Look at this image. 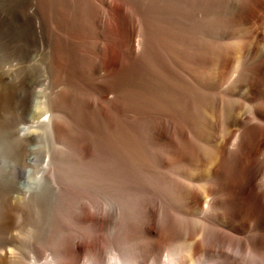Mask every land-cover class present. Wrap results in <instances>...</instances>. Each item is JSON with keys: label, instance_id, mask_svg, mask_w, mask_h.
<instances>
[{"label": "rangeland", "instance_id": "rangeland-1", "mask_svg": "<svg viewBox=\"0 0 264 264\" xmlns=\"http://www.w3.org/2000/svg\"><path fill=\"white\" fill-rule=\"evenodd\" d=\"M123 1L124 0H111L110 5L106 6L103 3V0H26L27 3L25 2V0H0V65H1L0 67L1 68L7 67V66H9V64L11 62H13V65H15L16 69H18L17 72L15 73L16 77H20L25 73H30L33 76H42L43 75L42 77H45L46 83H47L45 86L46 97L43 99L42 105H39L36 103L29 104L28 98H27L25 101L26 116L29 118V120L36 121L37 120L36 117L38 118V115L41 113V111L43 109H45L43 111H47L46 115H51L52 113H54L56 115V120L60 124V128H61V135H60L61 137L59 136V140L55 145V155H56V160L58 162L57 163V165H58L57 183L59 184L60 190L62 188L63 192L60 191L58 198L54 201L51 208L49 205L46 207L45 204L44 205L40 204L41 206L40 205L38 206V205H32L30 203H24V202H20V201L15 202L13 199H11V197L7 198L6 193H3L0 191V244H1V241L3 240V238H5L7 236H15V237H19V239H21V240H25L24 241L25 245H23V246L15 244L14 246H8L7 248L11 249L13 251L17 250L16 252L22 251V253L23 252L25 253L24 255H26V257L29 253L30 254L33 253L34 256L36 257L38 263L45 261L49 257V254H50L51 255L50 257L53 258L54 262H57V264H58V262L61 263V262H65L66 260H68V261H66V263L70 262L69 264H71L73 261L72 256H71V254L73 252L72 251L73 241L79 240V238H81L79 241L82 242L83 244H85L88 241L87 242L88 246L91 244L90 243L91 241H92V243L94 241L95 244H97V245L98 244L102 245V247H100L98 245V247L101 249V251H103V249L105 247H107V245H108V248L104 249V251H105L104 254L102 255V252L100 254L101 255L100 257L103 256L102 258H100V261H101V259H102V261H104L106 255H107V252H109V250H106V249H109V247L111 249V246L113 247L114 245L115 246L117 245V247L120 246V244H121L120 239L121 238L117 232L123 227V226H121V228L118 229L120 227V225H122V219L121 218H123V215H121V214L117 215V213H115V212L113 213V221H114V224L116 223L115 224L116 226L119 225V226H117L118 228L114 224H109L112 227H110L109 225L108 226L105 225V227H104V225L99 224L96 221L92 220L96 216H101L103 213L106 214L105 210L107 207L105 205V197L108 196L109 199H111L114 203H118L121 206L124 202V205L122 207L127 208L128 206L131 205V207H129V208H135V207H137L136 204L139 205V203L143 199L147 198L148 195H149L148 196L149 199L147 198V200L152 201V199L154 200L153 194H163V193L167 192V190L169 189L168 188L169 184L167 182V178L166 177L163 178V175H165V176L172 175L171 170H172V168L174 170L175 166L160 169L161 167L158 168V163L156 161L157 160L159 161V158L162 159L161 154L164 153L163 151L165 149H166L165 152H167L168 154L171 153V151L168 152L167 148H166V147H168L169 148L168 150H170L171 146L165 140H163V141L160 140V141H157V143L156 142L153 143V141H151L149 136L147 137L148 129L153 124L149 120V118L158 117V116H161V118H164V119L166 118V120H168V118H169V120H170V118H173V120H171V121L174 123L175 127L178 128V130L179 129H186L188 131L187 135H190L188 137L189 143H191L192 145L195 144L194 146H196L197 148H200L203 152L206 151V149L210 150V152L212 151L210 149L211 146L206 141L205 142L203 141L202 136L204 137V139L209 138V137L202 135V134H204L203 133V127H204L203 123L204 122L202 120V122H203L202 123L200 119L202 118V114H203L201 112L204 111L203 110L204 104H203L202 100L203 99L205 101L208 100L210 97L213 96V94H212V92L203 91L200 88H199L200 90H198V87H196L194 85H190V88H188V86H189L188 84H190V83H189V81H187L188 77L186 78V76H185L186 74L183 72V70H189L192 66L190 65L191 64L190 62L188 63L187 59L184 60L185 56L181 54L182 57H184V58H182L181 55H179L180 57L175 55L176 56L175 59L178 57L176 59L178 61L176 62V60H175V62H169L165 58V56H163V57L160 56L161 54H163V52L155 47V49H153L151 51V53L149 52L150 54H148V57L145 54L143 56L144 58L141 57V60L140 61L138 60L143 65L141 63L138 64L139 63L138 61H137V63H136V61L135 62H131V61L126 62L125 61L126 63L124 62L123 55H122L121 48H120L121 42L123 40L122 39L123 35L121 34L122 21L120 19V7H121V5L123 6V3H124ZM156 1L157 2L159 1L158 2V4H159V3H161L162 0L161 1L156 0ZM188 1H189L188 4H190V2H191V4L193 3L190 0H188ZM248 1L250 2L251 0H234L235 3L233 2V0H228V1L227 0H221V1L220 0H207V3L206 2L203 3L204 0H201V2L198 0L197 1L198 4L193 3V8H196L195 6L198 5V10H200V11L202 10V12L199 15L197 13L198 10L196 9V14L194 15L196 18L193 15H190L192 12L194 13L195 10L192 7H190L191 4H190V6L187 4L185 6V11L188 13V15L185 12L184 13L185 14L184 19L187 18L189 22L187 23V21H186L185 22V24L187 23L186 25L177 22V24H179V25H176V27L174 26L175 31H178L177 34L174 31V34H175V35L173 34L174 36H172V34H170L168 38L164 37V39H166L167 42L171 46L175 43L176 40L179 39L183 43V45L187 46V48L191 47V48H189V50H192L193 49L192 46L195 47V44H197L196 41L200 40L201 41V43L199 41L200 46L202 47L203 53L204 54L206 53L205 54L206 56H208L209 58H211V57L214 58L213 56L215 55V59L218 57L216 60L221 59L223 61L226 58L225 56H227L226 55V53H227L228 57H229V55L232 56V57H230V58H232L231 62L234 63V64L232 63L233 64L232 69L233 68L235 69L236 66H239V67H236L235 71H232V69H231L232 74H234L237 71V69H238V71L234 74V77H233L232 81L229 83V85H227L230 87V85H233L234 82H237V83H234V86H233L235 88V89H233L234 96H232V98L223 97L222 103L217 108L218 125H217L216 130L217 131L219 130V132H221V133H219V132L217 133V131H216L217 137H222L225 134H227L228 129L230 131L232 129L234 131L237 130L238 119L244 118L245 116H246V118H250V103L248 104L247 103L248 101L245 100L243 91H245V89L248 87V85L250 86V81H248V79L250 77H252L250 79L252 81L254 78V80L252 81V82H254L256 79V76H258V74L253 71V68H251L252 67V63H251L252 61H250V63H251L250 64L249 63L250 56H248L250 54L247 51L250 52V50L253 48L252 45H255L257 43V44H259V47L257 45V48H256V45H255L254 46L255 48L253 49V51L255 50L254 51L255 53L257 51L258 52L260 51V53H256V57L254 56V58H259L261 55L264 54V45H262L264 43V39H263L264 34H262L263 36L260 34V33L264 32V29L262 28V27H264V22H258L256 19L254 20V16H253V15H258L259 18H264V15H263L264 12H261V11H263V9L260 7L261 6L260 3L256 4V2H259V1L254 2V0H253V2L251 4ZM260 1H264V0H260ZM137 2L141 3V5L143 4V2H141L140 0L136 1L135 4H137ZM243 2H244V4H243ZM162 3L159 5L163 6ZM238 3H239V5H238ZM240 3H242V5ZM248 3L250 4V6ZM158 4H151V3L148 4L146 1L142 6H140V4L139 5L137 4L138 6L137 5L134 6V4H133L129 8H131V10L133 11L136 8H137L136 10H139V9L144 7L143 11H145V9L147 7H149L148 9H146V11H149V12H147L149 14L150 11H153V10H151L152 7L155 9L157 6L159 7ZM200 5H201V8H200ZM202 5H204V6H202ZM208 5L210 6V10L208 9L209 13L207 12V7L209 8ZM216 5H218L217 6L218 8L216 7ZM230 5H231V7H230ZM254 5H256V6L260 5V6L256 7ZM32 6L36 7L37 13L39 12V14L41 16H43V17L45 16L44 18L47 21V32L45 35V38H46L45 39V41H46L45 47H44V45H42L39 42V40L36 41V43L32 44L31 43V37L27 34V32L25 30H23V29H25V21H24L23 16L25 15L26 12L29 11V8ZM154 6H156V7H154ZM187 6H189L190 8ZM226 6H227V9H226ZM232 6H234L235 8ZM236 6H240V7L236 8ZM247 8H248V10H247ZM258 8H259V10H258ZM186 9L189 11H187ZM203 9H206V11ZM228 9H230V10H228ZM191 10H192V12H190ZM226 10H228L229 12L231 11L230 13H232L233 15L232 14L228 15L229 13ZM250 10H251V12L252 11L256 12V14L253 13V15H251V13H250V15H251L250 17H252V19H253V21H255V23L249 22L251 24V27H249L250 26L249 23H247V24L243 23V25H241V22H244V21H242L243 17H244L243 15H245L243 13L244 12L246 13V11H247V13H249ZM20 11H22L23 14ZM146 11L144 13H146ZM155 11H153L149 15L146 13L145 17H146V19L150 20L149 24L151 23L150 24L151 28L155 26L158 29L157 30L156 28H152V29H154V32H157V35H159V36L154 35L155 42H158V44H159V41L163 38L162 29L164 30V26H163L162 21L158 17V11H156L157 14L154 13ZM203 11H205L206 13ZM95 12H97V13H95ZM217 12H218V14H216ZM237 12L239 14V18H236V17H238ZM240 12H242V13H240ZM153 13L155 14V16H153L154 15ZM203 13H205V16ZM259 13L261 14V16ZM100 14L103 17V23L101 24V27H99L98 22L96 20ZM209 14H210V16H209ZM234 14H236L237 16ZM17 15H18V17L14 18ZM227 15L229 17L231 16L232 18L231 17L229 18ZM206 16H208L207 19H206ZM202 17L204 18L203 20H206V21H203ZM209 17H210V19H209ZM226 17L229 18L228 20L236 19L234 21H237V22L233 23V24H235V25H233L232 23H230L227 20ZM233 17H234V19H233ZM155 18H156V20H155ZM220 18H221V20H224V21L222 22L220 20ZM241 18H242V20H241ZM151 19H152V21H151ZM238 19H240V20L238 21ZM252 19H251V21H252ZM20 20H21V22H20ZM94 20H95V22H94ZM35 21L36 20L34 18V22ZM198 22H200V23H198ZM221 22H222V24H221ZM224 22H228L229 24L228 23H225V24L228 25L229 27L225 26ZM216 23L218 25H216ZM19 24H21V25H19ZM152 24H153V26H152ZM199 24L202 25V27ZM253 24H255V25H253ZM261 24L263 26H261ZM181 25L182 26L184 25L185 27L183 26V29H182ZM191 25H192V27L188 28V26H191ZM193 25H195V26H193ZM197 25H199V26H197ZM196 26H197V28H196ZM219 26L222 28H220ZM235 26L241 27V29L237 28ZM243 26L247 29L243 28ZM186 27L188 28V30ZM194 27H195V29H194ZM200 27H201V29H200ZM203 27H204V29H203ZM248 27L250 29H248ZM198 28H199V31H198ZM205 28L208 30L206 31ZM255 28L261 29V30H255ZM159 29L161 30V32ZM220 29H222V31ZM189 30L191 33L188 32ZM237 30L240 32L243 31L244 35H243V33L241 34L240 32H239L240 33L239 34ZM246 30H247V32H246ZM248 30H251V31L248 32ZM24 31L28 36L26 34H24ZM209 31H211V32H209ZM258 31H261V32H258ZM185 32L186 33L188 32V33H187V36L184 37L183 35L186 34ZM215 32H217V33H215ZM219 32H223L224 35L222 36V33H219ZM254 32H256V33L253 35ZM183 33H185V34H183ZM193 33H195V34H193ZM198 33H203V34L199 35ZM213 33H215V34H213ZM218 33H219V37L221 39L224 37L223 40H221L220 38H218L219 39L218 40L217 37H215V36H218ZM249 33L250 34L252 33V35L254 36V39H253V36L250 35ZM196 34H198L199 36ZM247 34H249L250 37L252 36V38H251L252 43H250L251 40H250L249 36H247ZM259 34H260V36H259ZM189 35L191 37L194 35L193 36L194 39L191 38ZM207 35L208 36L211 35L212 37L211 36L208 37ZM241 35H243V36H241ZM245 35L247 38L245 37ZM255 35H256V37L259 36L258 37L259 43L257 42ZM166 36H168V35H166ZM176 36H178L179 38L177 37L178 39L173 41ZM202 36H203V39H205V40L201 39ZM180 37L182 40L180 39ZM186 37H188V38L190 37L191 40L189 39L190 40L189 41L188 38H186ZM198 37H201V38H199V40H198ZM228 37L230 38V40ZM243 37H245V39H243ZM159 38H161V39H159ZM239 38H241V39H239ZM183 39H184V42H183ZM195 39H196V41H195ZM216 39H217V42L215 44H213L216 41ZM225 39H226L227 43L232 42V44H233L231 46L232 50L230 49L231 44H227ZM233 39H234V41L241 40L239 42L240 44H241V42H243L242 40H244V42H247V40H248V42L251 44V46L248 45V42L247 43L243 42L242 45L244 47L247 46L248 48L247 47L242 48L243 46L241 45L242 47L241 46L239 47L240 44H237V42H236L235 44L238 45L237 47H239V48L234 47L235 48L234 49L233 46L235 44L233 42ZM255 40H256V43L254 42ZM26 41L27 42L30 41V43H28V45H27ZM205 41H207V43H205ZM222 41H224V43ZM208 42H210V43H208ZM220 42H222V43H220ZM206 44H207V46H206ZM210 44L212 47L210 46ZM221 44L222 45L224 44V45L222 46ZM226 44L228 45V48L230 47L229 50H227L228 48H227ZM205 46L209 47V49H211V50H209V49L206 50ZM215 46H216V49H214ZM221 46H222V48H221ZM27 47H29V48L27 49ZM260 47L262 48V50L258 49ZM44 48H45V50H44ZM46 48H47L48 52L46 51ZM224 48L225 49L227 48L226 51H224L225 50ZM236 48L238 50L240 48L243 49L242 53H241V51L239 52L238 50H236ZM219 49H220V51H219ZM40 50L42 52H39ZM155 50L157 51V53ZM216 50H217V52H215ZM234 50L236 51V53ZM27 52H29V54H31V52L37 53L38 57L36 58L37 61L36 60L35 61L38 62L39 67L37 66L35 68H31L30 70H27L25 68L24 62H30V61L24 60L25 56L27 57L29 55V54H27ZM158 52H159V54H158ZM219 52H225V53H220V55L222 57H224L223 59L220 56H218ZM237 52L240 54H238ZM245 52H246V54H245ZM261 52H262V54H261ZM151 54H153V55L150 56ZM234 54H236V55H234ZM241 54H244L245 58H248L247 59L248 62L246 61L245 58H243L244 56H242ZM158 55L163 58V61L160 60L162 58H160ZM246 55H247V57H246ZM153 56L154 57L156 56L155 57L156 61L158 60L157 62L155 61L157 63L156 65L153 62L154 61ZM257 56H259V57H257ZM150 57H152L151 62L149 60ZM234 57H237V58H234ZM233 58L235 60H237V59L240 60V63H238L239 61L234 62ZM252 59L253 58H251V60ZM159 60L161 62H159ZM221 60H220V62H222ZM18 62H19V65H18ZM97 62H101V63L104 62L105 63V67H104L105 71L103 72V74L101 73L100 75L99 74L96 75L93 72L94 66ZM129 62H130V64H129ZM241 62L244 65L246 63H248V65L245 66L246 68L245 67L243 68L244 65ZM244 62H246V63H244ZM158 63L161 65L158 67V69L161 68L162 72H160L161 69L159 71L158 69L156 70L157 67L154 68V66L159 65ZM163 63H164V65H163ZM173 63L175 65H177V67ZM125 64L127 66H125ZM135 64H136V66L138 64V66L140 68L136 67ZM152 64L154 66H152ZM171 64H172V67H171ZM169 65H170V67H169ZM128 66L129 67L131 66L130 68H131V72L133 70V75L131 72L130 73L126 72L128 69H130ZM162 66L164 67V69ZM180 66H182V67H180ZM142 67L145 70L142 69ZM151 67H153L154 70L159 71L160 74L156 71H152L153 69L151 70ZM202 67H204V68H202ZM209 67L210 66L207 65V63H203L200 70L202 73L204 72L207 74L209 71V69H208ZM248 67H249V69L251 68L250 70L254 72V74H253V72H251V75L253 74V76L250 75V70H249V72H247ZM124 68H126L125 69L126 71L124 70ZM138 68L141 69L142 71L144 70L145 73L141 72V74H140L141 70L139 71ZM177 68H179V69H177ZM242 68L245 69V71L247 73H249V75H247V77L245 76L247 73L244 74L245 71H243ZM174 69H177L176 71L179 73H177L176 71L174 72ZM180 69H181V72L179 71ZM20 70L23 72H21ZM25 70H26V72H25ZM136 70L138 71L139 74L137 73ZM35 71L37 72V75L34 74ZM150 71H152L153 73H151ZM167 71L169 73L171 72V74L169 75V73ZM231 72H230V75H231ZM240 72H242V73H240ZM104 73L107 74V76ZM135 73H137V75H136L137 79H135ZM176 73H177L176 76H178V74H180L183 79L180 78L181 76H179V77L175 76L176 79H174L175 77H173L174 75H172V74H176ZM238 73H240V74H238ZM44 74H45V76H44ZM142 74H143V76H146V77L139 78V77H143ZM150 74H152V75H150ZM242 74H244V79L241 76ZM124 75H126L127 77ZM139 75H141V76H139ZM105 77H107V78H105ZM154 77L157 78L158 80L154 79ZM177 78L180 82L177 80ZM106 79H107V82L105 81ZM175 80L178 83L177 82L175 83L174 82ZM181 80H184V81L181 82ZM236 80H239V81H236ZM157 81H158V84H157ZM240 81L242 83H240ZM187 82H188V84H187L188 89L185 87L186 86L185 83H187ZM246 82H247V84H246ZM182 83L185 86L182 85ZM238 83H240V84H238ZM245 84H246V86H245ZM99 85L100 86L102 85V86L106 87L107 89H110L106 93V101L101 99V97H100L99 92H101V88L99 87ZM175 86L176 87L178 86V87L176 88ZM239 86H240V88H239ZM181 87L182 88L185 87V88L182 89ZM189 89H191L192 92L189 93V91H190ZM240 89L242 92L239 93L238 90L240 91ZM19 91H20V89H19L18 85H5L2 87L0 85V123H3V122H5V120L7 121L9 119H10L9 121H15V119L16 120L21 119L20 116L22 115V110H21V101H20V98L18 97V94L20 93ZM201 91H203V92H201ZM235 91L237 93L236 95H235ZM14 93L17 97L14 95ZM177 93H179V94H177ZM201 94H203L205 96H202ZM208 94L210 95V97ZM187 95H190L192 100H194V98L195 99L198 98L196 100V102L200 103L202 107L200 106V104L199 105H198V103L196 104L195 101H192L191 104L188 105L187 102L185 101V97ZM50 97H51V100H49ZM182 97H184V99ZM178 98H180V99L178 100ZM226 99H227V101H226ZM232 99H234V100H232ZM236 100H239V101H236ZM50 101H52L51 102L52 107L50 106L48 108ZM53 102H54V104H53ZM225 103H227V104H225ZM231 103L233 104V107H232ZM174 104L177 105V107L178 106L179 107L177 108L176 106H174ZM180 104H181V106H180ZM234 104L236 106L237 105L238 106L236 107ZM86 105H88V106H86ZM229 106H230V108H229ZM101 107L102 108L104 107V108L101 109ZM119 107H121L120 110H119ZM151 107L153 109L158 108L160 113L157 112V110H156V113H153V112H155V110H153V109H151V110H153V111H151L152 113L149 112L148 110H150ZM167 107H168V109H167ZM181 107H183V108H181ZM231 107L233 108V110L231 109ZM135 108H137V109H135ZM138 108H139V110H138ZM188 108H191V109H189L190 111H188ZM192 108H193V111H192ZM199 108L201 111H198ZM228 108L234 112L231 111L232 112L231 113ZM237 109H238V111H237ZM135 110H136V114L134 115L135 112L133 113V111H135ZM243 110H244V112H242ZM126 111L127 112L129 111L128 112L129 114L131 112V115L133 113V116H137L138 118L139 117L140 118L139 119L137 117L134 118L133 116L129 115L130 120H132V119L134 120V123H132L133 120L128 121L129 118L125 116L127 113ZM164 111L165 112L169 111L167 113H169V115H171L172 117L171 116L168 117V114L166 115ZM191 111H192V114H195V115L191 116L192 115ZM194 111L196 113H194ZM197 111H198V113H197ZM50 112H52V113L49 114ZM170 112H171V114H170ZM187 112H190V116H189V114L187 115L188 117L186 115H184V114H187ZM196 114H198V116ZM146 115H147V117H145ZM156 115H158V116H156ZM181 115L182 116L184 115V116L182 117ZM122 116L124 117V119L126 118V120L121 119ZM177 117L179 118V120L176 119ZM180 117L183 119L184 123L182 120H180ZM229 117H230V119L227 120V118H229ZM186 118H188L189 120ZM190 118H191V121H190ZM138 120H140V122H141L140 124H142V125L139 124ZM186 120H188V121H186ZM192 120L193 121L195 120L194 123ZM235 120H236V123H235ZM147 121L149 123H147ZM178 121H181L182 123H180ZM127 122H129L130 124L125 125ZM109 123H110V125H112V127H110ZM228 123L231 127L228 125ZM183 124H185L186 126ZM193 124L196 126L199 124L198 125L199 127L198 126L197 127H198V129L200 128L199 130L202 132H199L198 129L196 128V126H194ZM133 125H134V127H133ZM147 125H149V127H146ZM189 125H191V127ZM222 125L224 126V128L221 127ZM128 126H130L132 128H130ZM179 126H180V128H179ZM228 127H230L231 129ZM141 128H143L144 132L142 131ZM190 128L191 129L194 128V129L191 130ZM30 129H31V131H35V132L37 131L38 132L39 128H37V127L33 128L32 127ZM135 129H137V130H135ZM139 129H141V130H139ZM193 130H195V131H193ZM139 131H141V132H139ZM136 132L137 133L139 132V133L136 134ZM145 132L147 133L146 135L144 134ZM191 132H195L196 134H194V133L192 134ZM197 132L199 134H197ZM194 135L196 137L193 139ZM144 136H146V137L143 138ZM139 137L140 138L142 137L144 139V141L142 138L140 139ZM178 137H179L178 134L177 135L173 134L172 139L174 142L176 139V142H175V144H177L176 146H178L179 144L182 145V146L180 145L177 147L178 150L181 149V147L184 148V146H185V149H183V148L181 149V151L184 153H182L180 151L181 155H188L189 153H191L190 146L187 145L186 142H183V140H181L180 137H179L180 139ZM179 140H181L185 144H183L181 141L179 142ZM190 140H192V141L190 142ZM200 140H201V142L199 144ZM144 142H146V145ZM158 143H159V145H158ZM161 143L164 145V147H162ZM204 143H205V145H204ZM149 144H150V146H149ZM157 145H158V147H157ZM160 145H161V147H160ZM165 145H167V146H165ZM207 145H209L210 147ZM144 146L146 147V149ZM151 146H154V147H151ZM206 146L208 148H206ZM148 147H151V150L153 148V151L151 152L149 150L150 148H148ZM163 148H165V149H163ZM202 148H204V149H202ZM187 150H190V151L187 152ZM159 151H161L160 155H159ZM146 152H148L147 155H145ZM208 152L209 151L204 152V153H206V156H207ZM210 152L207 156L208 158H209V156L211 157V155L213 154V152H211V153ZM125 153H126L125 157H127L125 159H128L129 162L128 161L123 162ZM168 154L163 155L165 159H170L171 154H170V156ZM148 155L150 157V160L148 158ZM153 155H154V157H153ZM122 156H123V158H121ZM158 156H160V157L156 159V157H158ZM132 158H134L135 160ZM121 160L124 164L121 162ZM147 160L152 161L154 164L153 163H152L153 165H151V163L148 164L149 162L147 163ZM132 161H134V162H132ZM119 162L121 165L118 164ZM104 165H105V167H104ZM117 165H119L120 167L117 168L118 167ZM128 165H129V167H128ZM130 165H131V167H130ZM145 166H147V167H145ZM137 167L140 170V173H139V170H137ZM120 168H122L121 172H120V170H121ZM140 168L141 169L143 168L144 172ZM147 168H149V169H147ZM226 168L228 171H232V167L228 166ZM175 169H177V168H175ZM125 170L127 171V173L125 172ZM162 170H164V171L162 172ZM145 171H148V174ZM166 171H167V173H166ZM149 172H150V174H149ZM120 173L123 175H121ZM153 173H154V175H153ZM127 174L129 175V178H128ZM159 174H161L162 176H160ZM138 175H139V177H138ZM148 175H150V177H148ZM111 176H112V180H111ZM125 176H127V177H125ZM158 176L160 178H158ZM144 178L145 179L147 178L148 180L147 179L145 180ZM159 179H160V181H159ZM90 180L92 182H90ZM139 180H141L142 183L140 182L138 184ZM143 180H144V182H143ZM150 180H151V182H150ZM62 182H64V184ZM148 183H149V185H148ZM91 184H93V185L91 186ZM117 184L119 186V187L117 186L119 189L116 187ZM62 185H63V187H62ZM145 185H147V186H145ZM193 185H194V188H196L197 190L199 189V182L198 181L194 182ZM93 187L96 189H93ZM131 187H133V188H131ZM141 187L143 188V190L141 189ZM133 189H135L136 191L139 190L140 193L137 192L138 193L137 194L136 192H134ZM149 189H150L151 193H150V191H148V193H149L148 194L146 190H149ZM140 190H142L143 192ZM160 190H161V192H160ZM88 191L90 192V194L91 193L92 194L90 195L89 193H87ZM103 193H104V195H103ZM142 193H144V194H142ZM62 194H63V196L61 197ZM120 194L122 197L120 196ZM140 194L143 196V199H142V196ZM146 194H148V195L146 196ZM123 195H124V197H123ZM14 196H16L18 198L23 197L21 194H18V193H15ZM101 196H102V198H101ZM134 196H135V198H134ZM87 197L89 199H87ZM99 197H100V200H99ZM128 197H129V199H128ZM126 198H127V200L125 201ZM80 199H81V201H80ZM96 200L98 202L100 201V203H98ZM129 200H131V201H129ZM56 201H58V202H56ZM13 202H15V203H13ZM18 203H20L22 206ZM92 203L96 204V206H94ZM88 205H89V207H88ZM84 207H87L88 209H90V211L86 210V208H84ZM46 208H47V210H46ZM77 208H78V210H77ZM93 208L98 210L99 213L97 214V211L93 210ZM99 209L100 210L102 209L103 212L100 211ZM130 211L128 212L129 215H128V213L125 214V216L128 215V216H126L127 218H130V216H133V217H131V218H133V221H132V219H130V220L133 222V226H135V228L131 227L130 231L132 233L133 232L135 233L138 230L139 234L138 233H135V234L141 235V232L139 231V228L136 225L139 217ZM89 214H90V218L88 216ZM104 214H103V216H105ZM86 216H88V218ZM119 216H122V217H119ZM116 217L118 220H116ZM135 217H137V218H135ZM82 219H84V220H82ZM89 219H91V223L93 224V226L91 225ZM135 220H136V222H134ZM79 221L81 222L80 225H79V223H80ZM88 223L92 226V228H91V226L88 225ZM113 225H114V227H113ZM86 226H88V227H86ZM108 229H109V232H108ZM76 232H78V235L76 234L77 236L75 235ZM99 232H100V234H99ZM101 233H103V234H101ZM113 233H115L114 236H112ZM91 235H93V236L95 235V236L93 237ZM116 235H117V237H116ZM88 236H90V238ZM109 236H112L113 238L115 237L114 239L116 241L118 240L116 238L119 237L120 239L117 241L118 243L116 244L115 241L113 242V238L109 237ZM67 237H69V238H67ZM96 237H98V240ZM66 239H68V241ZM62 240L63 241L65 240V244L67 242H69L70 240L72 242L70 241L69 244L67 243V246H66ZM89 240H90V242H89ZM99 240H101V241H99ZM109 240L111 241V243ZM105 242H107L106 245H105ZM108 242L111 246L108 244ZM58 243H60V244H58ZM70 243H72V245ZM68 247L71 250V252H69L70 250L68 249ZM62 249L63 250L66 249V250L63 252ZM90 249L91 248L88 249V247H87V249L86 248L84 249V253H85L84 256L87 258H89V256L91 257L94 255V251L92 249L90 251ZM86 251H88V252H86ZM51 252H52V254H51ZM63 253H67L69 255V257H67V258L63 257V255H64ZM63 258L66 260H64ZM58 259H59V261H57ZM22 261H24V264H25V262H27V259L22 260ZM80 261L82 262V260H80ZM80 261L78 262L79 264L81 263ZM54 264H56V263H54Z\"/></svg>", "mask_w": 264, "mask_h": 264}, {"label": "bare ground", "instance_id": "bare-ground-1", "mask_svg": "<svg viewBox=\"0 0 264 264\" xmlns=\"http://www.w3.org/2000/svg\"><path fill=\"white\" fill-rule=\"evenodd\" d=\"M110 1L111 0H103V3L106 6H109L111 3ZM136 1H139V0H124L123 6L121 5V7H120V19L122 21L121 34L123 35L122 36L123 40L121 42L120 48H121V52L123 55L124 62L125 61L126 62H128V61L135 62L136 61V63H137L138 60L139 61L141 60V57L144 58L143 56L145 54L148 57V54H150L151 51L153 49H155V47L163 52L164 55L161 54L160 56H162V57L165 56V58L169 62H175V60L178 58L177 57L175 59V57H176L175 55L179 56L182 54L185 56V58H184L181 55V57L184 58V60L187 59L188 63L189 62L191 63L190 65L192 67L189 70H183V72L186 74L185 75L186 78L188 77L187 81H189L190 84H188V82H187V83H185L186 86L183 83H182V85H184L186 88L188 85H189L188 88H190V85H194V86L198 87V90L201 89V90L206 91V92H212V94H213L212 97H210V95L208 94L210 97L208 100H206V101L204 99L202 100L203 104H204V109H203L204 111L202 110L203 112H201V113H203V114H202V118L200 119L201 122H202V120L204 122V123L202 122L204 124V127H203V133L204 134H202V135H205L209 138L204 139V137L202 135L201 136L203 138V141L204 142L206 141L211 146L210 149L212 150L211 152H213V154L211 155V157L209 156V158H208L207 156H208L210 150L206 149V151H209L207 156H206V153H204L206 151L203 152L200 148H197L196 146H194L195 144L192 145L191 143H189L188 137L190 135H187L188 131L186 129H179L178 130V128L175 127L174 123L171 121V120H173V118H170V120L168 118V120H166V118L165 119L161 118V116H158V115H156L158 117L149 118V120L153 124L151 125V127H149V125L146 126V127H149L148 132H147L148 133L147 137L149 136V138L151 139V141H153V143L154 142L157 143V141H160V140H162V141L165 140L171 146L170 150H168L169 148L166 147L167 151L168 152L171 151V153L168 154L167 152H165L166 149L163 148V149H165L163 151L164 152L163 154H161V151H159V155L161 154L162 159L159 158L160 156L156 157V159L159 158V161L158 160L156 161L158 163V168L161 167L160 169H162V168H168L171 166H175V168H177V169L174 168V170L172 168V170H173V171L171 170L172 175H170V176L163 175V178L164 177L167 178V182L169 184V186H168L169 189L167 190L166 193H163V194H153L152 193L154 196V200L152 199V201L147 200V198L149 199L148 191H150V189L146 190L148 193V194H146V196L148 195L147 198L143 199V196L140 194L142 196L143 200L139 203V205L136 204L137 207H135V208H129V207H131V205L128 206L127 208L122 207L124 205L123 201H122L123 204L121 206L118 203H114L111 199H109L108 196H106L105 197V205L107 207L105 210L106 214L103 213L105 216H103V214H102L101 216H96L95 218H93V219L91 218V219L96 221L99 224L104 225V227H105V225L108 226L109 224H114V221H113V213L114 212L117 213V215H120V214L123 215V218H121L122 219V225H120V227L118 228L117 226H119V225L116 226L115 225L116 223L114 224L118 229H120L121 226H123L117 232L121 239L119 237L116 238L118 240L120 239V241H121V244L119 243L120 246L118 245L119 247H117V245L116 246L114 245L112 247L108 242V244L111 246V249H110V247H109V249H106V250H109V252H107V255H106L104 261H102V259H101V261H102L101 262L100 258H102L103 256L100 257L101 256L100 254H101V252H102V255L104 254V252H105L104 249L108 248V245H107V247H105L103 249V251H101V249L98 247V245L100 247H102V245H100V244L97 245V244H95L94 241L92 243V241L90 242V240H89V242L91 243V244L89 243L90 244L89 245L90 247H89L87 244L88 241L85 244H83L82 242L79 241L81 238L78 237L79 240L73 241V245H72V243H70L73 246V249H72L73 252L71 254L73 261L71 264H79L78 262L80 260H82V262L80 261L81 262L80 264H100V263L101 264H264V54L261 55L260 57L257 56L259 58H254V56L256 57V53H260V51L259 52L257 51L256 53L254 52L255 50L253 51V49L255 48L254 47L255 45H256V48H257V45L259 47V44L256 43V40L258 42L259 41L258 37L260 36V34L261 35L264 34V32L262 31L263 33H260L259 36H257V37L255 35L256 40L254 42L256 44L252 45L253 48L251 50L249 49L250 52L246 50L250 54V55H248V56H250L249 63H250V61H252L251 62L252 67L250 65L249 66L251 68H253V71L255 73H257L259 76V77L256 76V79L254 82H252L254 80V78L251 81L250 78H252V77L249 76L250 78L248 79V81H250V86L248 85V87L245 89V91H243L245 100L248 101L247 102L248 104L250 103V118H246V116H245L244 118L238 119L237 130L234 131L232 129L230 131L228 129L227 134H225L222 137H217V134H216V131H217L216 129H217V125H218L217 108L222 103L223 97L232 98V96H234L233 89H235V88L233 86H234V83H237V82H234L233 85H230V87L227 86L232 81L234 74L238 71V69H237V71L234 74H232V72H231L232 65L234 64L233 62H231L232 58H230V57H232V56L229 55V57H228V54L226 53L227 56H225V57L227 59L225 58L223 61L221 59L216 60L218 57L216 56L217 58L215 59V55L213 56L214 58H212V57H211L212 59L209 58L208 56L205 55L206 53L205 54L203 53L202 47L200 46L201 41L199 40V38H201V37H198V40L200 41V43H199V41H196V39H195L197 44H195V47L192 46V48H193L192 50H189V48H191V47L187 48L186 45H183V43L178 39L179 35L174 38L173 41H175L176 39H178V40H176L172 46L167 42L166 39H164V37L168 38L170 34H172V36L175 35L174 34V31H175L174 26L176 27V25H179V24H177V22H179L181 24H185L186 21H187V23L189 22L187 18L184 19V15H185L184 13L186 12L185 6L189 3L188 0H162V1L160 0L161 3L163 2L162 3L163 6H160L159 4H161V3L158 4L159 1L157 2L156 0H140L141 2H143V4L147 1L148 4L151 3V4H158L159 5V7L157 6L158 8L156 6H154V7H156V9L153 7L151 9L153 11H155V10L158 11V17L162 21L163 26H164V30L162 29L163 38L162 37H161L162 39L159 38V39H161L159 41V44H158V42H155V39H154V35H156V36H159V35H157V32H154V29H152V28H156V27L154 26L151 28V26H150L151 23L149 24L150 20L146 19V17H145V14L147 12H149V11H146V9H148L149 7H147L145 9L146 13H144L145 11H143L144 7L139 9V10H136L137 9L136 8L133 11L131 10V8H129L133 4H134V6L137 4L138 5L140 4V6L143 5V4L141 5V3H138V2H137V4H135ZM190 1H192L193 3H197L198 0H190ZM199 1L201 2V0H199ZM255 1H259V2H256V4L260 3L261 6L260 5H257V6H260L263 9V11H261L262 9L260 11L264 12V1L254 0V2ZM25 2H26V0H25ZM205 2L207 3V0L206 1L204 0L203 3H205ZM233 2H234V0H233ZM252 2H253V0H251L249 3L251 4ZM193 3L191 4V2H190L191 6H190V4H188V5L193 8ZM240 4L242 5V3H240ZM243 4H244V2H243ZM250 4H249V6H250ZM238 5H239V3H238ZM189 6H187V7H189ZM202 6H204V5H202ZM217 6L218 5H216V7ZM254 6H256V5H254ZM195 7L196 8H193L195 10V12L193 13L191 10L190 12H192V13L190 15L194 16L196 14V9L198 10V5ZM230 7H231V5H230ZM232 7H234V6H232ZM237 7H240V6H236V8ZM200 8H201V5H200ZM208 9L210 10V6H209V8L207 7V12L209 13ZM226 9H227V6H226ZM230 9H228V10H230ZM203 10L206 11V9H203ZM228 10H226V11H228ZM247 10H248V8H247ZM258 10H259V8H258ZM153 11H150L149 14H151ZM156 11L154 12L155 14H157ZM187 11H189V10H187ZM205 11H203V12H205ZM20 12L23 14L22 11H20ZM201 12H202V10L197 11V13L199 15ZM230 12L228 11V13H229L228 15L232 14ZM95 13H97V12H95ZM205 13H203L204 16H205ZM240 13H242V12H240ZM250 13H251V15H253V13L256 14L255 11L251 12V10L249 13H247V11H246V13L244 12L243 14H245V15H243L244 16L243 20L241 18V20L244 22H241V25H243V23L247 24L249 22L255 23V21H253L252 17H250L251 16ZM155 14L153 16H155ZM216 14H218V12ZM237 14H238V12H237ZM39 15L40 14H39V12L37 13L36 7H33V6L30 7L29 11L26 12L25 15L23 16L24 21H25V29H23V30H25L27 32V34L31 37V43L32 44L36 43V41L39 40V42L42 45H44V47H45V45H46L45 35L47 32V21L44 18L45 16L43 17V16H41V15L39 16ZM187 15H188V13H187ZM234 15H236V14H234ZM209 16H210V14H209ZM253 16H254V20L256 19L258 22H264V18H259L258 15H253ZM260 16H261V14H260ZM17 17H18V15L14 18H17ZM203 17H202V20L205 18V17L204 18ZM207 17L208 16H206V19H207ZM228 17H226L227 20L231 16L229 18ZM34 18L36 20L35 22H34ZM236 18H239V14H238V17H236ZM209 19H210V17H209ZM233 19H234V17H233ZM251 19H252V21H251ZM96 20L98 22L99 27H101V24L103 23L102 15L100 14ZM155 20H156V18H155ZM220 20H221V18H220ZM234 20H236V19H234ZM234 20L231 19L228 21L233 24V23L237 22ZM239 20L240 19H238V21ZM151 21H152V19H151ZM203 21H206V20H203ZM221 21L223 22L224 20H221ZM20 22H21V20H20ZM94 22H95V20H94ZM222 22H221V24H222ZM198 23H200V22H198ZM225 23H228V22H224V24ZM19 25H21V24H19ZM199 25H197V26H199ZM216 25H218V24L216 23ZM233 25H235V24H233ZM253 25H255V24H253ZM152 26H153V24H152ZM183 26H182V29H183ZM193 26H195V25H193ZM197 26H196V28H197ZM200 26L202 27V25H200ZM225 26H228V25L225 24ZM237 26H235V27H237ZM261 26H263V25L261 24ZM191 27H192V25L188 26V28H191ZM201 27H200V29H201ZM249 27H251V24ZM249 27H248V29H250ZM188 28H187V30H188ZM220 28H222V27H220ZM237 28L241 29V27H237ZM243 28H245V27L243 26ZM256 28H255V30H261V29H256ZM262 28L264 29V27H262ZM194 29H195V27H194ZM203 29H204V27H203ZM245 29H247V28H245ZM207 30L208 29H206V31ZM220 30L222 31V29H220ZM25 31H24V34H26ZM198 31H199V28H198ZM211 31H209V32H211ZM249 31H251V30H248V32ZM160 32H161V30H160ZM177 32L178 31H175L176 34H177ZM188 32H190V30ZM239 32L240 31H238V33ZM246 32H247V30H246ZM258 32H261V31H258ZM185 33H183V34H185ZM187 33L183 36L184 37L187 36ZM195 33H193V34H195ZM215 33H217V32H215ZM215 33H213V34H215ZM219 33H222V36L224 35L223 32H219ZM219 33H218V36L214 35L215 37H217V39L220 38ZM240 33L242 34L243 31ZM255 33L256 32H254L253 35ZM198 34L200 35L203 33H198ZM198 34H196V35H198ZM249 34H247V36H249V38L251 40L250 43H252L251 38L253 35L251 33L250 35H252V36L250 37ZM166 35H168V36H166ZM243 35H244V33H243ZM243 35H241V36H243ZM193 36L192 37L190 36V37L193 38ZM210 36H208V37H210ZM190 37L189 38L186 37V38H188V40H189ZM245 37H246V35H245ZM245 37H243V39H245ZM223 38L222 39L220 38V39L223 40ZM180 39H181V37H180ZM201 39H203V36ZM217 39L213 44H215L217 42ZM226 39H225V41H226ZM239 39H241V38H239ZM253 39H254V36H253ZM203 40H205V39H203ZM229 40H230V38H229ZM240 41L241 40L234 41V39H233L234 44L236 42H237V44H240L239 43ZM242 41L244 42V40H242ZM183 42H184V39H183ZM222 42L224 43V41H222ZM222 42H220V43H222ZM243 42H241L239 47L243 44ZM247 42H248V40H247ZM247 42H244V43H247ZM28 43H30V41L27 42V45H28ZM205 43H207V41H205ZM208 43H210V42H208ZM226 43H227V41H226ZM250 43L248 42L249 46H251ZM227 44H231L230 47L233 45L232 42L227 43ZM235 45L233 46V48L238 46V45H236V46ZM262 45H264V43ZM206 46H207V44H206ZM210 46H211V44H210ZM222 46H221V48H222ZM239 47H237V48H239ZM245 47H247V46H245ZM245 47L243 46L242 48H245ZM28 48L29 47H27V49ZM227 48H228V45H227ZM229 48L227 50H229ZM237 48H236V50H238ZM205 49L208 50L209 47H206ZM214 49H216V46ZM226 49L224 51H226ZM230 49L232 50V47ZM258 49L262 50L261 47ZM44 50H45V48H44ZM209 50H211V49H209ZM46 51H47V48H46ZM157 51H156V53H157ZM219 51H220V49H219ZM238 51L239 52L241 51V53H242L243 49L240 48ZM39 52H42V51L40 50ZM215 52H217V50ZM220 53H225V52H219V55H218L223 59L224 57H222L220 55ZM235 53H236V51H235ZM27 54H29V52H27ZM153 54H151L150 56H152ZM158 54H159V52H158ZM238 54H240V53H238ZM245 54H246V52H245ZM261 54H262V52H261ZM234 55H236V54H234ZM241 55L244 56V54H241ZM37 57L38 56H37L36 52H33V53L31 52V54H29L27 57L25 56L24 60L30 61V62H24L25 68L27 70H30L31 68H35L38 66V62H36ZM155 57H154L153 62L156 65L157 64L156 62L158 60L156 61ZM162 57H160V58H162ZM246 57H247V55H246ZM151 58L152 57H150V59H149L150 62H151ZM234 58H237V57H234ZM243 58H245V56ZM251 58H253V59L251 60ZM245 59L248 62V60H247L248 58H245ZM160 60L163 61V58ZM160 60H159V62H161ZM220 60L222 62H220ZM177 61L178 60H176V62ZM235 61H239L238 63H240V60H238V59L237 60L234 59V62ZM11 63L7 67H3V68L0 67L1 68L0 69V85H1V87L5 86V85H18L19 86V89H20L19 92L20 93L19 94L17 93V94H18V97L20 98V101H21L22 115L20 116L21 119H17V120L15 119V121H9L10 120L9 119L7 121L5 120V122H3V123H0V191L3 193H6L7 198L11 197V199H13L15 202L20 201V202L30 203L32 205H38V206L40 204H43V205L45 204L46 207L49 205L51 208L54 201L58 198L60 191L63 192L62 188L60 190L59 184L57 183V177H58V165H57V163L58 162L56 160V155H55V145L59 140V136L61 135L60 124L56 120V115L52 112L49 113V114L52 113L51 115H46L47 111H43L45 109L42 110L43 112L41 111V113L38 115V118L36 117V119H37L36 121L29 120V118L26 116L25 101L28 98L29 104H33V103H36L39 105L43 104V99L46 97V93H45V86L47 84L46 79H45V77H42L43 75L42 76H33L30 73H25L20 77H16L15 73L17 72L18 69H16L15 65H13V62H11ZM140 63L141 62H139L138 64H140ZM203 63H207V65L210 66L208 68L209 71L207 74L204 72L202 73L200 70ZM244 63H246V62H244ZM129 64H130V62H129ZM138 64H137V66L135 64V66L139 67ZM18 65H19V62H18ZM163 65H164V63H163ZM246 65H248V63H246L243 66V68ZM125 66H127V65L125 64ZM152 66H154V65L152 64ZM159 66H161V65L159 64L157 66H154V68L157 67L156 68V70H157ZM175 66L177 67V65H175ZM104 67H105L104 62H102V63L97 62L94 66L93 72L96 75L97 74L100 75L101 73L103 74V72L105 71ZM169 67H170V65H169ZM171 67H172V64H171ZM180 67H182V66H180ZM236 67H239V66H236ZM236 67H235V69H236ZM139 68H138V70L140 71L141 69H139ZM154 68L151 67V70L153 69L152 71H156V70H154ZM202 68H204V67H202ZM243 68H242V70L245 71V69H243ZM125 69L126 68H124V70ZM142 69H144V68L142 67ZM160 69H158V70L160 71ZM163 69H164V67H163ZM177 69H179V68H177ZM177 69H174V72ZM233 69H232V71H235V69L234 70ZM250 69L248 67L247 72H249ZM128 70L127 71L125 70V71L130 73L131 68ZM144 70L143 71L141 70L140 74H141V72H144ZM152 71H150V72L153 73ZM159 71H156V72L159 73ZM179 71L181 72V69ZM253 71L250 70V75H251V72H253ZM21 72H23V71H21ZM25 72H26V70H25ZM160 72H162V69ZM230 72H231V75H230ZM242 72H240V73H242ZM247 72L245 71L244 74ZM254 72H253V74H254ZM131 73L133 75V70ZM137 73H138V71H137ZM137 73H135V79H137L136 78ZM177 73H179V72H177ZM177 73L172 74V75H174L173 77H175L177 75ZM240 73H238V74H240ZM34 74L37 75V72L35 71ZM170 74H171V72L169 73V75ZM244 74L241 75L243 77V79H244ZM253 74L251 76H253ZM105 75L107 76V74H105ZM126 75H124V76H126ZM150 75H152V74H150ZM247 75H249V73H247L245 76L247 77ZM44 76H45V74H44ZM139 76H141V75H139ZM142 76H143V74H142ZM179 76H181V75L178 74V76H176V77H179ZM144 77H146V76L139 77V78H144ZM176 77L174 79H176ZM105 78H107V77H105ZM180 78L183 79L182 76ZM154 79H157V78L154 77ZM177 80H178V78H177ZM105 81L107 82V79ZM182 81H184V80H181V82ZM236 81H239V80H236ZM174 82L176 83L177 81L175 80ZM240 83H242V82L240 81ZM240 83H238V84H240ZM157 84H158V81H157ZM246 84H247V82H246ZM246 84H245V86H246ZM240 86H239V88H240ZM99 87L101 88V92H99L100 97H101V99L106 101V93L110 89H107L106 87H104L102 85L101 86L99 85ZM185 87H183V88H185ZM189 90H190L189 93L192 92L191 89H189ZM203 91H201V92H203ZM238 92L239 93L242 92L241 89H240V91L238 90ZM177 94H179V93H177ZM236 94L237 93L235 91V95ZM14 95H15V93H14ZM201 95L205 96L203 94H201ZM180 98H178V100ZM182 98L184 99V97H182ZM197 99L194 98V100H192L190 95H187L185 97V101L187 102L188 105H190L192 101L196 102ZM49 100H51V97ZM232 100H234V99H232ZM226 101H227V99H226ZM236 101H239V100H236ZM51 102L52 101H50L48 108L51 106ZM197 103L198 102H196V104ZM53 104H54V102H53ZM199 104L200 103H198V105ZM225 104H227V103H225ZM88 105H86V106H88ZM177 105L174 104V106H176V107H177ZM231 105L233 107L232 103H231ZM180 106H181V104H180ZM200 106H201V104H200ZM121 107H119V110ZM152 107L150 108V110H148L149 112L155 110V112H153V113H156V110H157V112L160 113L158 108L153 109ZM232 107H231V109L233 110ZM103 108L101 107V109H103ZM181 108H183V107H181ZM229 108H230V106H229ZM135 109H137V108H135ZM151 109H153V110H151ZM167 109H168V107H167ZM189 109H191V108H188V111H190ZM231 109H229L230 112L232 111ZM238 109H237V111H238ZM138 110H139V108H138ZM192 111H193V108H192ZM192 111H191V114H192ZM198 111H201L200 108L198 109ZM198 111H197V113H198ZM128 112L126 113L125 116L129 118L128 121H132L133 119L130 120V116H129V115H131V112H130V114ZM167 112H169V111H167ZM167 112H165V114L166 115L168 114V117L171 116ZM232 112H234V111H232ZM242 112H244V110ZM133 113L135 115L136 110L133 111ZM133 113L131 116H133ZM194 113H196V112L194 111ZM170 114H171V112H170ZM188 114L190 116V112H187V114H184V115L187 116ZM193 115H195V114H192L191 116H193ZM196 115L198 116V114H196ZM123 116L121 119L126 120V118L124 119ZM133 117L136 118L137 116H133ZM145 117H147V115ZM176 119L179 120L178 117ZM186 119H188V118H186ZM229 119H230V117L227 118V120H229ZM180 120L183 121V119L181 117H180ZM188 120H186V121H188ZM148 121H147V123L150 122V121L149 122ZM190 121H191V118H190ZM194 121H193V123H194ZM138 122H139V124L141 123L140 120H138ZM178 122L182 123L181 121H178ZM132 123H134V120ZM183 123H184V121H183ZM229 123H228V125H229ZM235 123H236V120H235ZM127 124H130V123L127 122L125 125H127ZM185 124H183V125H185ZM109 125H110V123H109ZM140 125H142V124H140ZM130 126H128V127H130ZM189 126L191 127V125H189ZM194 126H196V125H194ZM197 126H196V128L198 129L199 126L198 127ZM32 127L33 128L34 127L39 128L38 132L37 131L36 132L31 131L30 128H32ZM110 127H112V125H110ZM133 127H134V125H133ZM221 127L224 128L223 125ZM230 127H228V128H230ZM130 128H132V127H130ZM179 128H180V126H179ZM137 129H135V130H137ZM141 129L144 132L143 128H141ZM141 129H139V130H141ZM192 129H194V128H192ZM199 129H198V131L202 132ZM193 131H195V130H193ZM139 132H141V131H139ZM218 132H219V130L217 131V133ZM138 133L136 132V134H138ZM147 133L145 132L144 134L146 135ZM191 133L196 134L195 132H191ZM219 133H221V132H219ZM173 134H176V135L178 134V136L181 138V140H183V142H186V144L190 146L191 153H189L188 155H181V152H182L181 149L183 147H181V149L178 150L177 147L180 146L181 144L176 146L177 145V144H175L176 139H175V142L172 139ZM197 134H199V133L197 132ZM145 137L146 136H144L143 138H145ZM195 137L196 136L194 135L193 139ZM181 140H179V142ZM192 140H190V142ZM143 141H144V139H143ZM200 142H201V140L199 141V144H200ZM144 143L146 145V142H144ZM183 144H185V143H183ZM158 145H159V143H158ZM158 145H157V147H158ZM161 145H162V147H164V145L162 143H161ZM161 145H160V147H161ZM204 145H205V143H204ZM209 145H207V146H209ZM149 146H150V144H149ZM165 146H167V145H165ZM207 146H206V148H208ZM151 147H154V146H151ZM151 147H148V148H150L149 150L152 152L153 148L151 150ZM145 149H146V147H145ZM183 149H185V146ZM202 149H204V148H202ZM189 151L190 150H187V152H189ZM182 153H184V152H182ZM147 154H148V152L145 153V155H147ZM165 154H168L169 156L171 154L172 157L170 156V159H165L163 156ZM125 156H126V153L124 154L123 162L128 161V159H125V158H127ZM153 157H154V155H153ZM121 158H123V156ZM148 158L150 160L149 155H148ZM132 159H134V158H132ZM149 160H147V163L149 162L148 164L151 163V165H153L154 163L152 161H149ZM121 162H122V160H121ZM132 162H134V161H132ZM118 164H120V162ZM131 165H130V167H131ZM117 166H118L117 168L120 167L119 165H117ZM228 166L232 167V171L227 170L226 167H228ZM104 167H105V165H104ZM128 167H129V165H128ZM145 167H147V166H145ZM120 169L119 170L121 172L122 168H120ZM147 169H149V168H147ZM137 170H139L138 167H137ZM141 170L143 171V168ZM163 171L164 170H162V172ZM125 172L127 173L126 170H125ZM145 172L148 174V171H145ZM139 173H140V170H139ZM166 173H167V171H166ZM149 174H150V172H149ZM121 175H123V174H121ZM153 175H154V173H153ZM159 175L162 176L161 174H159ZM125 177H127V176H125ZM138 177H139V175H138ZM148 177H150V175H148ZM128 178H129V175H128ZM158 178H160V177L158 176ZM111 180H112V176H111ZM159 181H160V179H159ZM196 181L199 182V189L198 190L196 188H194V185H193V183ZM90 182H92V181L90 180ZM140 182H141V180H139L138 184ZM143 182H144V180H143ZM150 182H151V180H150ZM62 183L64 184V182H62ZM149 183H148V185H149ZM93 184H91V186ZM117 186H118V184L116 185V187ZM145 186H147V185H145ZM62 187H63V185H62ZM94 187H93V189H96ZM131 188H133V187H131ZM141 189L143 190L142 187H141ZM133 190L136 193L139 192V190H137V191L135 189H133ZM142 190H140V191H142ZM89 191L87 193L90 194ZM160 192H161V190H160ZM15 193L21 194L23 197L18 198L16 196H14ZM104 193H103V195H104ZM150 193H151V191H150ZM142 194H144V193H142ZM62 196H63V194L61 195V197ZM120 196H121V194H120ZM123 197H124V195H123ZM101 198H102V196H101ZM134 198H135V196H134ZM87 199H89V198L87 197ZM128 199H129V197H128ZM99 200H100V197H99ZM126 200H127V198L125 199V201ZM80 201H81V199H80ZM129 201H131V200H129ZM15 202H13V203H15ZM56 202H58V201H56ZM98 203H100V201ZM18 204H20V203H18ZM93 205L96 206V204H93ZM88 207H89V205H88ZM84 208H86V210L90 211V209H88L87 207H84ZM46 210H47V208H46ZM77 210H78V208H77ZM93 210H96V209L93 208ZM96 211L98 214L99 213L98 210H96ZM100 211H102V209ZM129 211L139 217L137 220V224L136 223L135 224L139 228L141 235H138L139 234L138 230L135 232V233H138L137 235L134 232L132 233L130 231L131 227L135 228V226H133V222H132L133 218H131L133 216H130V218L126 217L129 215V213H128ZM127 213H128V215L125 216V214H127ZM88 216L90 218V214ZM88 216H86V217L88 218ZM119 217H122V216H119ZM135 218H137V217H135ZM84 219H82V220H84ZM91 219H89L90 223H91ZM130 219H132V221ZM116 220H118L117 217H116ZM134 222H136V220ZM80 224H81V222L79 223V225ZM88 225L93 226L92 223H91V225L88 223ZM114 225H113V227H114ZM92 226H91V228H92ZM86 227H88V226H86ZM110 227H112V226H110ZM100 232H99V234H100ZM108 232H109V229H108ZM103 233H101V234H103ZM76 234L78 235V232H76L75 235ZM114 235H115V233H113L112 236H114ZM91 236H93V235H91ZM112 236H109V237H112ZM88 237L90 238V236H88ZM116 237H117V235H116ZM67 238H69V237H67ZM96 238L98 240V237H96ZM114 238H113V242L115 241V243L117 244L118 240L116 241ZM66 240L68 241V239H66ZM101 240H99V241H101ZM24 241L25 240H21V239H19V237H15V236H7V237L3 238V240L1 241V244H0V264H24V261H22V260H25V259H27V262H25V264H54V263L57 264V262H54V259L50 257L51 256L50 254H49V257L45 261L38 263V261H37V259L33 253H31V254L29 253L26 257V255H24L25 253L24 252L22 253V251L16 252L17 250L13 251V250L7 248L8 246H14L15 244L23 246V245H25ZM63 242L65 244V240ZM69 242H67V243L69 244ZM60 243H58V244H60ZM67 243L65 244L66 246H67ZM110 243H111V241H110ZM106 244H107V242H105V245ZM87 247H88V249L91 248L94 251V255L91 257L89 256V258L84 256L85 255L84 249L85 248L87 249ZM68 249H69V247H68ZM91 249H90V251H91ZM65 250H63V252ZM88 251H86V252H88ZM69 252H71V250ZM51 254H52V252H51ZM63 254H64L63 257H65V258L69 257V255L67 253H63ZM64 260H66V259H64ZM57 261H59V259ZM66 261H68V260H66ZM66 261L61 262V263L58 262V264H65ZM69 263L67 262L66 264H69Z\"/></svg>", "mask_w": 264, "mask_h": 264}]
</instances>
